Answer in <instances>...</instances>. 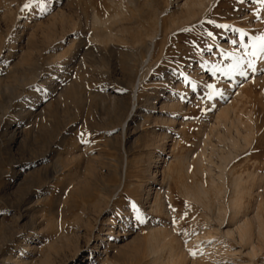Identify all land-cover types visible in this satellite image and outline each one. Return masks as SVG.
Listing matches in <instances>:
<instances>
[{"label": "rangeland", "instance_id": "obj_1", "mask_svg": "<svg viewBox=\"0 0 264 264\" xmlns=\"http://www.w3.org/2000/svg\"><path fill=\"white\" fill-rule=\"evenodd\" d=\"M115 1L126 11L108 23L114 36L104 44L92 11L112 17V0H0V264H41L54 243L64 244L53 264H88L97 244L124 259L144 248L152 225L182 242L181 264H264V235L254 236L252 257L224 234L227 217L219 226L183 195L182 185L209 177L180 173L231 101L254 135L227 164L221 203L229 205L234 171L260 172L247 214L264 207V0H217L183 24H174L178 0ZM154 13L163 27L143 64ZM91 169L106 175L100 206L85 195Z\"/></svg>", "mask_w": 264, "mask_h": 264}, {"label": "bare ground", "instance_id": "obj_2", "mask_svg": "<svg viewBox=\"0 0 264 264\" xmlns=\"http://www.w3.org/2000/svg\"><path fill=\"white\" fill-rule=\"evenodd\" d=\"M127 1L129 4L132 3L131 5H133L134 0H127ZM215 2H217V0H178L176 1V3H178L180 6H181L180 3H182L183 9H180L181 10L180 13H182L181 14L182 16L177 17L175 19L174 24H178V23L183 24V23L189 22L190 20L196 18V16L200 15L201 13L202 14L205 12L207 13ZM224 2H222V4ZM112 3L118 7L119 11L110 18L100 17L95 9H93L92 11V21L96 28L95 29L96 32H94L95 33L94 37L95 39L102 40L104 44H106L110 40H113V36H114L113 30H111L110 28H107L108 23L112 20L121 18L120 16H122L126 11L123 5L124 4L123 2H122L123 4L121 2L117 4L115 0H112ZM154 14L155 15L153 17L156 20V25H155L156 29L150 31V32L154 31L151 33V35H149L150 33H148V37L150 36L149 37L150 42L148 46L147 55L143 61V64H146V63L148 64V62L150 61L153 51L155 50V47H156V41L158 38L157 36L158 34L161 33L160 31L162 30V27H163V13H154ZM141 82H142V78H140L135 83L134 88H133V93H132L133 110L132 112L138 105L139 87L141 85ZM239 92L240 93L238 94H243L241 90H239ZM228 94L229 95L232 94V92H230L229 89H228ZM215 118H216V122L214 126H211L210 132L205 134L206 137L204 141V146H205L204 150L200 153L198 152L199 153L197 154L198 156H196V158L193 159L194 169L192 167L193 166L192 159H191V162L189 161L190 158L188 159V156H185L183 159H181L180 173L182 171L187 176H190V175L196 176L197 174H200L203 176H208L209 180H206L207 181L206 182L198 178L199 181L193 180L194 183H192V185H187L185 183L184 185H182L183 195L187 199L191 201H196L202 204L204 207H206L210 211H212L213 214L211 216L214 220L218 222L219 226L226 224L225 217H227L228 223L226 225L227 227L224 226L226 228L224 229V232H225L224 234H226L230 238L232 237L234 239H237L238 242L240 243H244L245 245H247L249 248V253L252 255V257H254L256 252H258L256 251V247L254 243V238H255L254 236L256 234H258L259 236L264 235V218L262 217V213H261V211L264 210V207H262L263 205L259 204L261 205V207L259 206L258 209L254 211L255 213L252 216H249V214H247V209H249L248 208L249 205H247L248 203L246 204V198L254 195L253 193L256 191V188L258 186V181L262 179L261 173L260 172L245 173L246 172L245 171L244 172L245 174H237V173L234 174L235 171L232 169V172L233 171L234 172L231 174L232 180L230 183V189H231L232 195L228 203L229 205L227 207L221 203L222 195H224V193L228 189L226 181H225V177L227 176L226 175L227 164L236 155L239 148L248 146L251 143L252 137L254 135V132H253L254 129L252 128V121H251L252 118L250 119L248 117L249 120L244 121L241 118L240 113H238L237 109L234 106H232L231 101L229 104H226L224 106L221 105V107L218 108L215 114ZM220 123L224 124L223 126H225L224 127L225 129L217 128V126ZM126 124H127V120L124 123V127H123L124 129L126 128ZM213 133H215L216 139L220 145L214 144L213 141L211 140L212 139L211 136L212 135L214 136ZM217 147H219L220 149H218ZM206 148H209L211 150L210 154L207 153ZM216 148L218 149L217 151H216ZM216 152L217 154H215ZM214 154L216 155L217 160L214 158ZM90 172H91L90 178L92 181H94L92 184L93 191L91 192L88 191L85 193V195L87 197H90L91 199L93 197V199H95L94 205H98V204H101L103 201H105V198L107 197L106 175L99 174L97 170L95 169H91ZM191 176L188 178L190 179ZM204 180H205V177H204ZM263 180H264V175H263ZM119 184L118 185L113 184L114 191H116V189L119 188L120 186ZM259 186H261L260 181H259ZM89 187L91 186L89 185ZM112 190L110 191L112 192ZM156 204L162 205L161 203H159V201ZM150 228H151V231L149 232V236L145 242L143 249L139 247L138 249H135L136 251L134 253H127V256H125L124 259L122 258L120 259V258H115V256L113 255L111 256V254L109 255L107 251L106 253L105 251H101L102 249H99L100 248L99 244L93 245L91 249H93L94 252H98L99 254H97L95 258H90V257L87 258L89 261L88 264H94V263H97V264H181L180 263V252L181 250H183L182 249L183 244L181 245L179 244L180 241L179 242H177L178 240L176 241L177 238H174L175 236L173 237L172 236L173 234L169 232L171 229L167 231L165 228L164 229L159 228V227L155 228L153 225L150 226ZM112 229H113L112 227H107L106 232L109 233L110 231H112ZM103 230L105 229L103 228ZM221 230H223V228ZM218 232H219V228H218ZM210 233L212 232L210 231ZM103 241L104 239L102 238V242ZM63 244L64 243H61L60 245H56L55 243L51 244L41 264H53L55 256H58L59 253H61L59 251L61 250ZM80 251H81L80 249L77 250V252H75L73 256L74 257L79 256L78 254L80 253ZM93 251L90 252V256L91 254H93ZM165 252H168V256H165ZM10 258L13 264H17L19 262L17 260H14L13 257H10ZM83 258L81 259V262L84 261ZM181 259H182L181 261H183L186 258L185 259L181 258ZM8 260L5 259L3 264H6ZM63 263L66 264V262H63ZM85 263H87V261Z\"/></svg>", "mask_w": 264, "mask_h": 264}]
</instances>
